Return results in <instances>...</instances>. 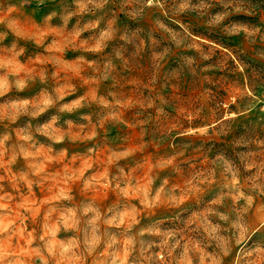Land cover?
<instances>
[{
    "label": "rangeland",
    "instance_id": "obj_1",
    "mask_svg": "<svg viewBox=\"0 0 264 264\" xmlns=\"http://www.w3.org/2000/svg\"><path fill=\"white\" fill-rule=\"evenodd\" d=\"M0 264H264V0H0Z\"/></svg>",
    "mask_w": 264,
    "mask_h": 264
}]
</instances>
